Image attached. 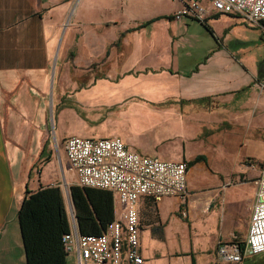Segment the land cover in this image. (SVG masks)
I'll return each instance as SVG.
<instances>
[{
	"label": "crops",
	"instance_id": "crops-1",
	"mask_svg": "<svg viewBox=\"0 0 264 264\" xmlns=\"http://www.w3.org/2000/svg\"><path fill=\"white\" fill-rule=\"evenodd\" d=\"M189 1L0 0V264H28L18 217L27 191L61 187L62 158L77 184L52 134L56 145L120 136L142 154L188 162L184 201H138L144 264H264V252L238 263L218 253L221 242L245 240L256 201L261 171L239 161L264 156V35L213 12L210 28L200 22L216 45L199 58L190 22L199 20L173 18ZM225 14L235 19L216 27ZM241 22L257 31L254 46ZM112 113L150 124V143L109 128ZM66 262L79 264L75 253Z\"/></svg>",
	"mask_w": 264,
	"mask_h": 264
},
{
	"label": "built area",
	"instance_id": "built-area-1",
	"mask_svg": "<svg viewBox=\"0 0 264 264\" xmlns=\"http://www.w3.org/2000/svg\"><path fill=\"white\" fill-rule=\"evenodd\" d=\"M213 12L233 13L258 25L264 35V0H190L173 18L192 17L208 21ZM70 169L81 186L107 189L114 194L116 216L100 234L78 229L72 206L68 208L70 230L63 235L67 253H75L79 264H144L140 247L138 201L165 196H188V162L161 159L135 151L120 136L83 137L64 141ZM256 201L245 240L221 242L218 253L226 263L264 252V166L256 179ZM188 215L185 209L182 216Z\"/></svg>",
	"mask_w": 264,
	"mask_h": 264
},
{
	"label": "trees",
	"instance_id": "trees-1",
	"mask_svg": "<svg viewBox=\"0 0 264 264\" xmlns=\"http://www.w3.org/2000/svg\"><path fill=\"white\" fill-rule=\"evenodd\" d=\"M202 23L210 28L208 21ZM70 198L81 233L100 234L116 216L115 197L107 189L71 184ZM18 217L28 264H67L63 235L70 219L59 185L28 190Z\"/></svg>",
	"mask_w": 264,
	"mask_h": 264
},
{
	"label": "rangeland",
	"instance_id": "rangeland-1",
	"mask_svg": "<svg viewBox=\"0 0 264 264\" xmlns=\"http://www.w3.org/2000/svg\"><path fill=\"white\" fill-rule=\"evenodd\" d=\"M228 18L235 19L234 17H231L225 14L223 17V20L216 23V27H219L221 24L224 23V21L226 22ZM190 22H191V31L195 34V41H197L196 44L198 45V47H200V49L197 50L199 51V54H198L199 58L200 57L202 59L206 58V56L213 50V48H215V45H216L215 38L211 34V32L200 21L198 22V21L190 20ZM67 23L70 24V18L68 19ZM235 28L239 29L245 35H247L252 40H254V41H250L246 43L247 45L245 46H248V45L254 46L255 44L254 42H257V39L259 38L257 31L254 30L255 28L250 27L244 22H241V24L239 23V25H236ZM227 47L229 48V50L234 49L236 47L235 42L229 41L227 43ZM110 118H111L110 119L111 123L109 124V128L110 127L115 128V129L122 128L124 130L123 132L126 133L130 138L137 137L139 139L140 137L146 144L150 143L151 133H152V131L150 130V124H147L142 130L136 128L137 122L139 121L138 115L112 113L110 115ZM53 119H54V123H56L55 122V111L53 112ZM99 135H101V133H99ZM54 140H55V135L52 134L51 141L53 143L52 144L53 149L56 150L57 148H61V149L64 148L63 141L59 140V142H57V145H56V142ZM249 150L250 148L248 146L245 149V151L248 152ZM262 162H264V156L262 158ZM262 162H259L257 161V159L252 158L250 156H243L239 161V165L245 169H250L251 167L259 175L261 168L263 166ZM234 165L236 168L237 164H234ZM50 168H51L50 165H47L44 168L45 176L42 178L44 181H46L49 178V176L52 174L50 171ZM57 177L61 179L60 183H61V187L63 190L64 198H65L66 204L69 205L71 203V198H70V185L71 184L68 180L69 178L68 170H67V165H66V161L64 158H62V170L58 172Z\"/></svg>",
	"mask_w": 264,
	"mask_h": 264
}]
</instances>
